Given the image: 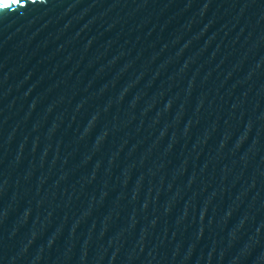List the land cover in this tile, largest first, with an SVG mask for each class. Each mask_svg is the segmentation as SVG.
Here are the masks:
<instances>
[{
	"label": "water",
	"instance_id": "water-1",
	"mask_svg": "<svg viewBox=\"0 0 264 264\" xmlns=\"http://www.w3.org/2000/svg\"><path fill=\"white\" fill-rule=\"evenodd\" d=\"M0 264H264V0H0Z\"/></svg>",
	"mask_w": 264,
	"mask_h": 264
}]
</instances>
